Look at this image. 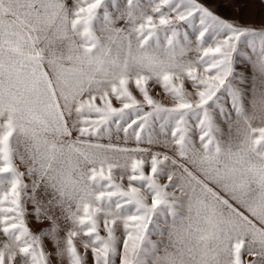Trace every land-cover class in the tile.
Segmentation results:
<instances>
[{"label":"snow or ice","instance_id":"obj_1","mask_svg":"<svg viewBox=\"0 0 264 264\" xmlns=\"http://www.w3.org/2000/svg\"><path fill=\"white\" fill-rule=\"evenodd\" d=\"M0 264H264V0H0Z\"/></svg>","mask_w":264,"mask_h":264},{"label":"rangeland","instance_id":"obj_2","mask_svg":"<svg viewBox=\"0 0 264 264\" xmlns=\"http://www.w3.org/2000/svg\"><path fill=\"white\" fill-rule=\"evenodd\" d=\"M237 2H238V3H244V2H245V0H237ZM224 11H226V12H227V11H228V9H225Z\"/></svg>","mask_w":264,"mask_h":264}]
</instances>
